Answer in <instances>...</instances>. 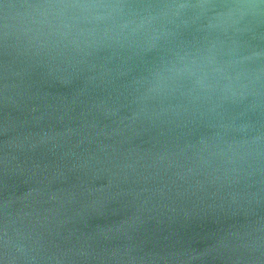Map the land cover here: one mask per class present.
Returning a JSON list of instances; mask_svg holds the SVG:
<instances>
[{"label": "water", "instance_id": "95a60500", "mask_svg": "<svg viewBox=\"0 0 264 264\" xmlns=\"http://www.w3.org/2000/svg\"><path fill=\"white\" fill-rule=\"evenodd\" d=\"M90 2L0 0V264H264V0H123L149 35L85 47ZM225 4L252 82L217 103Z\"/></svg>", "mask_w": 264, "mask_h": 264}, {"label": "clouds", "instance_id": "9594fccd", "mask_svg": "<svg viewBox=\"0 0 264 264\" xmlns=\"http://www.w3.org/2000/svg\"><path fill=\"white\" fill-rule=\"evenodd\" d=\"M64 7L75 10L74 20L90 25L76 31V38L85 47L112 39H127L141 31L147 36L152 22L161 15L153 12L151 6L123 0H94ZM219 7L227 10L218 11L209 18V37L201 64L206 71L201 82L207 81L204 87L213 93L217 103H223L242 96L252 82L250 73L244 67V59L237 58V47L235 42L228 38V33L235 29L243 16V13L237 10L253 6L225 4Z\"/></svg>", "mask_w": 264, "mask_h": 264}]
</instances>
